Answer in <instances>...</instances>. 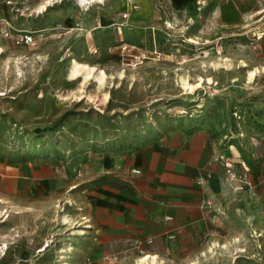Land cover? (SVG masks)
<instances>
[{
	"label": "rangeland",
	"instance_id": "obj_1",
	"mask_svg": "<svg viewBox=\"0 0 264 264\" xmlns=\"http://www.w3.org/2000/svg\"><path fill=\"white\" fill-rule=\"evenodd\" d=\"M258 1L259 13L231 28L217 24L212 3L194 14L197 20L184 21L148 0L90 9L78 0H0V165L51 180L44 195L34 185L21 198L0 192V264H139L146 255L161 264L264 259L251 255L259 230L243 220L264 217L251 209L264 207L257 188L264 181ZM144 52L146 61L136 64ZM75 63L82 66L77 79ZM199 128L217 132L226 150L227 189L212 201L215 230L199 240L141 243L102 235L99 210L84 202L91 185L101 184L103 163Z\"/></svg>",
	"mask_w": 264,
	"mask_h": 264
},
{
	"label": "crops",
	"instance_id": "obj_2",
	"mask_svg": "<svg viewBox=\"0 0 264 264\" xmlns=\"http://www.w3.org/2000/svg\"><path fill=\"white\" fill-rule=\"evenodd\" d=\"M148 2L169 18L174 19L175 16L184 21L197 20L194 14L208 9L212 3L211 14L217 24L231 28L243 26L259 13L260 7L258 0ZM223 143L217 132L205 128L186 129L166 134L157 142L136 151L107 159L102 165L100 186L92 184L91 189L86 186L90 190L84 202L99 210V216L95 218L101 234L112 240L136 243L165 239L199 240L209 236L219 220L212 213L214 207H206L205 204L224 196L227 189L224 184L227 168ZM133 170H139L141 174H135ZM30 176L35 175L21 174L14 167L6 170L5 165H0V192L21 198L28 194L26 188L34 185L35 188L41 187L37 192L44 195L51 180L38 181L37 176V180H29ZM54 184H59L58 177L52 179L53 187ZM257 188L264 199L263 180ZM251 209H254L253 213H264L263 206H252ZM243 220L244 224H254L259 230L254 240L259 245L251 255L262 257L264 217H256L249 222H246L247 218ZM254 263L264 264V259H257Z\"/></svg>",
	"mask_w": 264,
	"mask_h": 264
},
{
	"label": "bare ground",
	"instance_id": "obj_3",
	"mask_svg": "<svg viewBox=\"0 0 264 264\" xmlns=\"http://www.w3.org/2000/svg\"><path fill=\"white\" fill-rule=\"evenodd\" d=\"M190 42L199 44V42H197L193 39H191ZM81 68H82V66L80 64H78V63L74 64L73 69H72V77L74 79L78 78V75L80 74V72L82 70ZM89 70L90 71L88 72L87 77L93 76L95 69L90 68ZM253 73L254 74H252V76H255V72H253ZM97 78H98L100 83H103L105 81V79L107 78V75L104 71H101L99 73V75L97 76ZM183 84L185 87L187 86V88L190 89L192 91V93H193V91H195V87H193L192 85H189L188 83H183ZM0 204H1V201H0ZM65 220L67 221V219H65ZM161 263L162 262L158 259V257L156 255H146L145 257H143L139 260V264H161Z\"/></svg>",
	"mask_w": 264,
	"mask_h": 264
},
{
	"label": "built area",
	"instance_id": "obj_4",
	"mask_svg": "<svg viewBox=\"0 0 264 264\" xmlns=\"http://www.w3.org/2000/svg\"><path fill=\"white\" fill-rule=\"evenodd\" d=\"M79 5L81 7H84L85 9H90L91 7L94 6H103L105 5V3L107 2V0H78ZM126 15V14H125ZM128 15L125 16V18H127ZM159 58L161 57V53L158 54ZM147 59V52L142 53L140 56H137L135 58L136 64H141L144 61H146ZM229 174H231L232 178L234 179L235 176L232 174V171H230L229 167H228V171ZM135 174H140L139 170H134ZM205 206L207 207H214L213 202L212 201H208L206 202Z\"/></svg>",
	"mask_w": 264,
	"mask_h": 264
}]
</instances>
